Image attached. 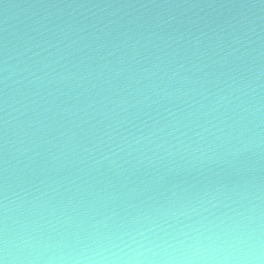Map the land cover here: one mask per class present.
<instances>
[{
    "label": "water",
    "instance_id": "obj_1",
    "mask_svg": "<svg viewBox=\"0 0 264 264\" xmlns=\"http://www.w3.org/2000/svg\"><path fill=\"white\" fill-rule=\"evenodd\" d=\"M0 264H264V0H0Z\"/></svg>",
    "mask_w": 264,
    "mask_h": 264
}]
</instances>
